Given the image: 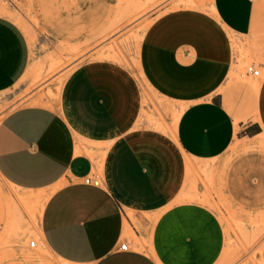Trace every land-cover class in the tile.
I'll return each mask as SVG.
<instances>
[{
	"label": "crops",
	"instance_id": "obj_1",
	"mask_svg": "<svg viewBox=\"0 0 264 264\" xmlns=\"http://www.w3.org/2000/svg\"><path fill=\"white\" fill-rule=\"evenodd\" d=\"M241 50L264 61V0L170 9L149 25L139 51V70L161 103L144 102L126 65L90 58L68 73L53 105L8 110L0 180L14 190L6 198L18 220H29L23 206L37 207L43 246L73 264H214L225 240L221 221L178 195L187 160L206 165L231 144L238 109L250 107L246 124L264 135V73L242 72ZM30 60L25 33L0 14V91ZM154 107L160 126L145 118ZM93 172L99 185L83 181Z\"/></svg>",
	"mask_w": 264,
	"mask_h": 264
},
{
	"label": "rangeland",
	"instance_id": "obj_2",
	"mask_svg": "<svg viewBox=\"0 0 264 264\" xmlns=\"http://www.w3.org/2000/svg\"><path fill=\"white\" fill-rule=\"evenodd\" d=\"M179 7L208 11L210 0H0V14L20 26L31 51L23 76L0 91V119L20 104L53 105L68 73L90 58L126 65L141 84L144 102L161 103L139 70V51L152 21ZM237 59L242 60V72L252 61L260 69L250 77L264 73L259 66L264 61L248 50L239 51ZM237 111L242 122L220 156L206 160V165L186 161L178 199L207 205L221 221L225 240L214 264H264V135L257 126L246 124L254 118L250 107ZM178 112L173 111L174 120ZM161 117L156 107L145 115L158 126ZM10 191L14 190L0 180V264H66L39 241L38 208L23 206L29 220H18L6 198ZM40 200L44 201L42 195L35 203ZM33 222V232L27 233L26 226L32 229Z\"/></svg>",
	"mask_w": 264,
	"mask_h": 264
},
{
	"label": "built area",
	"instance_id": "obj_3",
	"mask_svg": "<svg viewBox=\"0 0 264 264\" xmlns=\"http://www.w3.org/2000/svg\"><path fill=\"white\" fill-rule=\"evenodd\" d=\"M245 72L252 74V75H258L260 72V69L258 67H255V63L252 61L245 66ZM83 181L87 184L99 185L101 182V178L97 173L93 172L85 176ZM32 245H33V242H31V246ZM119 248L127 249V241L124 240L123 242H121Z\"/></svg>",
	"mask_w": 264,
	"mask_h": 264
},
{
	"label": "bare ground",
	"instance_id": "obj_4",
	"mask_svg": "<svg viewBox=\"0 0 264 264\" xmlns=\"http://www.w3.org/2000/svg\"><path fill=\"white\" fill-rule=\"evenodd\" d=\"M56 61H58V60H56ZM58 63V62H57ZM180 114V111L177 113V117H178V115ZM174 141H175V138H174ZM177 144V143H176ZM178 145V144H177ZM41 239L39 238V241H40ZM30 242H33V245L32 246H34L35 247V245H36V242L35 241H30ZM30 245H31V243H30ZM66 264H73V263H70V262H68V261H64Z\"/></svg>",
	"mask_w": 264,
	"mask_h": 264
}]
</instances>
